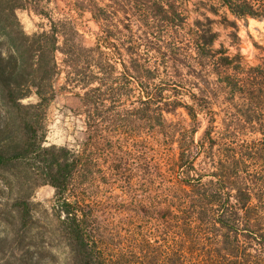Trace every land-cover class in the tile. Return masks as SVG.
Returning a JSON list of instances; mask_svg holds the SVG:
<instances>
[{
    "label": "trees",
    "instance_id": "1",
    "mask_svg": "<svg viewBox=\"0 0 264 264\" xmlns=\"http://www.w3.org/2000/svg\"><path fill=\"white\" fill-rule=\"evenodd\" d=\"M213 1L191 10V0H0V170L26 175L10 181L19 188L18 233L0 231V264H264V56L246 62L238 25L226 16L264 22V0ZM27 9L49 28L26 34L16 12ZM222 10L236 53L217 46V21L207 12ZM190 12L198 15L192 22ZM84 13L98 27L93 45L77 24ZM61 75V89L79 91L86 118L89 140L80 149L46 145V111ZM32 96L37 103H23ZM220 96L229 108L217 124ZM180 110L194 124L207 121L199 142L198 129L175 119ZM119 133L177 144L169 170L178 185L163 225L151 210L164 242L129 233L112 247L87 204L82 186L94 174V149ZM152 151L156 180L162 164ZM120 160L114 171L124 174L129 163ZM44 185L54 189L65 257L20 247L33 216L24 194Z\"/></svg>",
    "mask_w": 264,
    "mask_h": 264
},
{
    "label": "rangeland",
    "instance_id": "2",
    "mask_svg": "<svg viewBox=\"0 0 264 264\" xmlns=\"http://www.w3.org/2000/svg\"><path fill=\"white\" fill-rule=\"evenodd\" d=\"M197 1L215 3L213 0H191L189 5L191 10ZM53 6L52 2L51 7ZM224 11L222 10L218 17L210 12H207V15L217 21L215 28L220 34L217 46L219 43H223L231 53H236V47L230 46V33L234 30L230 26L226 28ZM202 13H206V11L202 10ZM16 16L22 29L28 35L40 32L43 30L42 28H49L48 21L42 19L31 9L18 10ZM197 16L196 13L190 12L189 22H192ZM226 16L229 21H235L238 25L237 34L240 38L238 47L246 62L250 65L258 64L261 57L264 56L262 51L257 48L264 47V22L255 19L236 20L229 14ZM76 17L78 27L84 34L85 43L93 45L98 27L88 13L76 15ZM59 57L61 58V55ZM64 83V75H61L56 81L57 96L46 111V145L80 149L82 144L89 140L86 118L82 114L80 100L75 95L79 91L61 89ZM80 92L82 93V91ZM218 99L214 109L218 113L217 124H220V119L224 117L229 105L223 96ZM23 103H37V98L32 96L24 100ZM175 119L179 120L187 129H198L194 136L195 141L202 140L203 131L207 126V121L203 117H200L199 124H194L186 113L180 110ZM112 137L110 138L111 142L105 138L100 139L98 147L94 149V174L83 186H78L79 188L83 187L87 195V204H90L94 209L100 233L112 247H119V243H125L129 233L136 235V238L140 235H147L151 240L164 242L163 237H165L166 230L162 232L163 228L159 229L158 221L155 220L151 210L156 207L160 211L157 216L158 220H163L169 207L167 195L170 187L178 185L177 176L170 173L169 170L172 162L177 158V144L166 146L164 143L154 142L146 135L143 136L144 138L135 135L126 139L123 134L119 133ZM247 138L251 139L252 137L248 136ZM154 146L157 148V159L162 164L163 172V175L157 177L156 180L152 178L153 164L156 159L152 151ZM121 158L129 163L124 174L114 171L115 165L119 164ZM199 162L200 160L197 162V166ZM15 172L21 173L19 177L26 176L20 170H0V231H6L13 236L18 233L15 222L17 212L13 202L18 196L19 188L15 183L10 182L12 178H15L13 175ZM24 195H28L32 203L33 216L30 227L24 234L26 238L23 245L20 246L21 250L28 246L33 251L45 248L52 254L65 257L67 248L52 212L54 189L49 185H44ZM162 220L160 223L163 225L164 221ZM114 243L119 246H115Z\"/></svg>",
    "mask_w": 264,
    "mask_h": 264
}]
</instances>
